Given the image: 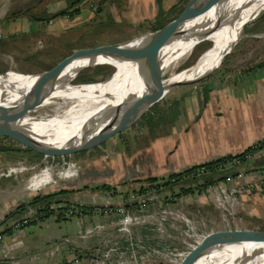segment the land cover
<instances>
[{"label":"rangeland","instance_id":"rangeland-1","mask_svg":"<svg viewBox=\"0 0 264 264\" xmlns=\"http://www.w3.org/2000/svg\"><path fill=\"white\" fill-rule=\"evenodd\" d=\"M70 1L0 0V73L14 71L27 75L35 74L48 68L74 48L118 42L147 33L151 31L153 20L165 22L176 14L184 2V0H77L69 3L67 7L68 10L76 7L78 9L76 14L69 16L65 12L46 17L49 12L57 11ZM27 5H32L27 9V14L13 15L10 12L15 8H25ZM31 14L37 17L29 18ZM243 42H246L243 45L244 50H241L244 54L238 58L240 61L235 67L245 69L252 64L254 58L263 57L256 56L258 50L264 51V6L242 24L230 50L223 55L215 68L198 79L168 87L162 93L160 103L164 104L165 100L174 98L178 101H182L183 98L188 101L194 100L192 90L202 85L209 75L218 73L226 67L228 56L237 52ZM211 43L210 39L199 40L177 58L179 61L175 59L169 62L162 73L164 83H167L166 79L170 75L193 66ZM99 64L109 66L94 71V67ZM114 69L116 68L113 64L104 62L83 66L78 69L71 83L86 82L74 81L77 74L91 77L87 81L100 82L108 78ZM246 72L231 74V79L235 78L234 81L240 84ZM228 77H225L227 82L230 81ZM52 107L51 103L40 104L28 114L36 117L48 116L54 112ZM174 122L175 120L171 123ZM164 125L162 128H156L155 132L157 129L166 130L164 133L170 131L171 126L168 123ZM145 130L143 125L136 122L94 148L65 156L41 155L37 163V166L46 169L48 173V186L55 187L61 178L73 179L71 186L76 190L71 196L75 199H94L96 200L94 203L102 207L124 206L123 202L116 203L119 199L118 191L121 190L124 199L135 202L130 205L132 207L129 206L130 208L124 206L129 213L138 216L137 223L141 222L133 226L132 247L128 253L119 254L120 263L110 258L107 264H177L185 251L207 232L234 228L264 229V194L261 193L264 186L261 185H255V190L250 191L237 180V183L230 181L218 184L216 191L212 188L208 192L200 191L180 196L166 195V191L129 195L128 191L136 187L137 183L132 184L128 176L120 177V172L116 170L118 153H128L135 147L146 145L149 134ZM86 167L88 176L94 174L93 177L83 175ZM64 170L71 174L62 175ZM96 183H108L110 187L97 189L93 187L97 185ZM240 185L247 191L242 190ZM139 196L150 197L140 205ZM165 198L166 201L163 200ZM149 199L158 201L151 203ZM112 212L103 211L101 214L108 215ZM117 234L123 235L119 231ZM112 242L114 241L110 243Z\"/></svg>","mask_w":264,"mask_h":264},{"label":"crops","instance_id":"crops-1","mask_svg":"<svg viewBox=\"0 0 264 264\" xmlns=\"http://www.w3.org/2000/svg\"><path fill=\"white\" fill-rule=\"evenodd\" d=\"M245 44L243 42L237 52L228 56L227 66L220 70L222 72L212 73L202 85L192 90L194 100L183 98L178 101L180 110L175 122L170 125V131L150 135L146 145L135 147L128 153H118L116 170L121 178L128 176L133 184L132 179L162 176L194 163L236 153L264 136V51L258 50L256 57H263L254 58L245 69L235 67L240 61L238 58L244 54L241 50H244ZM242 71H247L246 75L237 84L235 78L231 79V74ZM226 76L230 81L227 82ZM40 156L28 150L0 151V219L33 193L61 188L72 189L60 194L61 198L96 205L94 199H75L71 196L76 188L71 186L74 181L70 177L58 179L55 187L48 186L49 177L45 170L31 180L30 187L38 188L30 190L27 187L30 177L41 170L37 166ZM69 174L71 172L63 175ZM83 175L91 178L94 174L88 176L86 167ZM237 180L243 187L254 191L255 185L264 186V170L248 171L228 182L237 183ZM221 183L218 182L219 185ZM243 187L242 190L247 191ZM118 192L117 204L124 200L123 192ZM261 193L264 194V189ZM155 201L158 199L150 200L151 203ZM28 211H32L31 206L24 213ZM119 218L120 213L116 211L104 215L91 209L61 219L49 214L15 231H3L0 264H107L110 258L120 263L119 254L128 253L132 247L133 226L141 222L131 224L128 235H118L116 226ZM6 222L0 224V230ZM111 241L117 243V250L107 258L102 251Z\"/></svg>","mask_w":264,"mask_h":264},{"label":"bare ground","instance_id":"bare-ground-1","mask_svg":"<svg viewBox=\"0 0 264 264\" xmlns=\"http://www.w3.org/2000/svg\"><path fill=\"white\" fill-rule=\"evenodd\" d=\"M263 6L264 0H204L200 13L183 24L182 35L163 45L159 53L165 64L178 60L199 40L210 39L211 46L193 66L170 75L167 83L198 78L215 68L223 53L230 50L242 24ZM150 46V40L140 39L119 52L75 57L49 75L44 80L45 97L41 104H53L54 112L44 117L34 116L37 120L29 121L36 138L56 145L67 142L69 137L77 142L80 134L101 128L116 118L126 107L130 95L144 90L141 77ZM92 62L113 64L116 69L100 82L72 84L76 70ZM36 76L14 71L0 73V116L12 115L34 101ZM28 120L29 117H24L21 123ZM47 130L51 134L48 135ZM223 234L227 241L201 249L189 264H264V236L257 239L239 237L238 232Z\"/></svg>","mask_w":264,"mask_h":264},{"label":"water","instance_id":"water-1","mask_svg":"<svg viewBox=\"0 0 264 264\" xmlns=\"http://www.w3.org/2000/svg\"><path fill=\"white\" fill-rule=\"evenodd\" d=\"M203 2L204 0H184L181 7L174 16L168 19L161 26L152 29L147 33H143L118 42L74 48L48 68L35 73L37 76L34 85V101L30 105H27L12 115L0 116V136L7 137L21 146L28 147L41 155L65 156L90 149L102 143L112 135L128 129L139 120V118L150 108V106L160 99L165 89L180 83L193 81L201 77L200 76L198 78L188 80H174L168 83H163L162 73L169 62L162 64V53L159 52L161 51V47L163 45L182 35L184 32L182 29L183 24L200 13ZM140 39L151 41V46L148 51L146 61L143 65V74L141 77V83L144 85V90L137 95L131 94L130 100L126 107L116 118L101 128L91 129L82 135L80 134L77 142H73L74 138L69 137L67 142L61 145H56L53 143L42 142L36 138L37 136L30 129L31 125L29 121L37 120V118L29 115L28 113L30 110L40 105L41 101L44 99L45 93L43 84L44 80L49 75L60 70L72 58L85 56L94 57L97 54H105L106 52H119L129 43ZM225 53L226 52H224L223 55ZM223 55L220 57V59L223 57ZM94 63L97 62H92L83 66ZM78 69L76 70V73L78 72ZM24 117H29L30 120L21 123V119ZM46 133L48 135L51 134L50 130H47ZM234 232H238L240 234L239 237H252L259 239L261 236H264V229L258 228L217 229L210 231L202 235V237L196 243H194L187 251H185L177 264H189L201 249L215 242L227 241L228 238L223 233Z\"/></svg>","mask_w":264,"mask_h":264},{"label":"trees","instance_id":"trees-1","mask_svg":"<svg viewBox=\"0 0 264 264\" xmlns=\"http://www.w3.org/2000/svg\"><path fill=\"white\" fill-rule=\"evenodd\" d=\"M77 0H71L68 4L57 11L49 12L46 17L52 15L63 14L67 12L69 16H72L78 12L76 7L72 10H68L69 3H74ZM97 9H99L97 7ZM37 17L35 15L29 16V18ZM167 21V20H166ZM165 21V22H166ZM165 22L152 21L151 30L161 26ZM109 65L99 64L94 67V71L103 69ZM115 70V69H114ZM91 77H82L78 74L74 78V81H86L85 83H93L90 80ZM84 83V82H82ZM160 99L156 101L150 108L139 118L137 124L143 125L147 132L153 136L155 134L164 133L166 130H159L155 132L156 128H162L165 123L170 126L176 116L179 113L178 110V99L165 100L164 104L160 103ZM166 102V103H165ZM176 106V107H175ZM176 108V109H175ZM3 140H10L7 137L0 136V151L6 149H17V150H28L32 151L35 155H41L28 147L21 146L17 143L11 145ZM94 148V147H93ZM89 150V149H87ZM85 151V150H84ZM261 151L262 153H256ZM81 152V151H80ZM263 171L264 170V136L256 139L251 144L244 147L242 150L236 153H228L218 157H214L202 162L191 164L183 169L177 171H171L162 176H147L144 178L132 179V181L137 183L136 187H133L128 191V194L138 195L145 194L148 192L159 193L166 191V195L180 196L185 194H194L200 192L206 188L207 185L216 182H225L227 178H233L238 172L242 174L248 171ZM93 187L99 189H108L110 185L108 183H99ZM72 189H57L50 190L46 192H36L27 197L25 200L19 202L14 208L7 212V214L0 219V224L6 222L4 227L0 230L10 231V225L12 221L20 218L26 208L31 206L32 211L38 214L39 218H43L49 214H55L56 218H68L70 216L79 215L77 212L84 213L90 211L95 206L91 204H82L75 201H70L59 197L60 194L65 193ZM166 197V196H165ZM126 198V197H125ZM152 200V199H149ZM166 201L167 199H163ZM146 200L143 201V203ZM133 200L124 199L123 204L126 207L134 204ZM76 209L77 212H72L71 214H66L68 209ZM23 212V213H22Z\"/></svg>","mask_w":264,"mask_h":264},{"label":"built area","instance_id":"built-area-1","mask_svg":"<svg viewBox=\"0 0 264 264\" xmlns=\"http://www.w3.org/2000/svg\"><path fill=\"white\" fill-rule=\"evenodd\" d=\"M257 154L258 153H262L261 151H257L256 152ZM66 167H68V165L66 164L65 165ZM42 170H46V169H41L39 172H41ZM61 171V170H60ZM39 172L36 174H33L29 181H28V184H27V187L30 189V190H33V189H37L38 187H30V182H31V179L32 178H35L36 175L38 176ZM67 171H62V175L65 174ZM242 175L241 172H238L235 177L233 178H227V182L229 180H234L236 177H240ZM49 181V180H47ZM52 181V180H51ZM55 182V180L53 181ZM212 188H214V191H216L218 189V182L216 183H212V184H209L206 186V188L202 191L204 192H208L209 190H212ZM203 193V192H201ZM146 198L150 197V196H145ZM142 196H139L138 197V201L140 202V205L142 204V202L146 199ZM93 212L95 213H101V212H112V211H116L118 213H120V218H119V221H118V224L116 226V229L120 232V233H123V234H126L128 235L130 233V230H131V224L133 223H137L138 221V216L134 215V214H131L129 213L125 207L123 205H118V206H115V207H102V206H95L94 208H92ZM72 212H77L76 209H68L66 211V214H71ZM78 214H80L79 210L77 212ZM160 218H162V216L160 215ZM40 219L38 214H35L34 211H28L26 213H24L20 218L18 219H15L14 221H12L11 225H10V230L11 231H15L16 229H18L19 227H21L22 225H25V224H28L32 221H36ZM139 222V221H138ZM1 236H2V233H0V239H1ZM117 250V243L114 241L112 243H110L109 245H107L104 250L102 251V254L104 256H107L110 252L112 251H115ZM74 261H76V258H73Z\"/></svg>","mask_w":264,"mask_h":264},{"label":"flooded vegetation","instance_id":"flooded-vegetation-1","mask_svg":"<svg viewBox=\"0 0 264 264\" xmlns=\"http://www.w3.org/2000/svg\"><path fill=\"white\" fill-rule=\"evenodd\" d=\"M30 6H32V5H27L25 8H15V9L11 10L10 12L13 15L18 14V13L27 14L28 13L27 9L30 8Z\"/></svg>","mask_w":264,"mask_h":264}]
</instances>
